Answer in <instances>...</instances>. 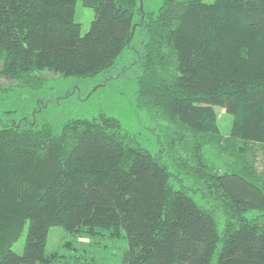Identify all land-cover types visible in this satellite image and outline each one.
I'll use <instances>...</instances> for the list:
<instances>
[{"label":"trees","instance_id":"trees-1","mask_svg":"<svg viewBox=\"0 0 264 264\" xmlns=\"http://www.w3.org/2000/svg\"><path fill=\"white\" fill-rule=\"evenodd\" d=\"M79 1L0 0L2 75L36 91L51 73L95 79L141 26L137 104L159 148L105 112L0 127V264H58L53 227L125 237L120 264H264V177L249 160L264 145V0H82L86 34ZM216 107L233 117L226 140ZM223 140L236 152L221 170L207 152Z\"/></svg>","mask_w":264,"mask_h":264},{"label":"rangeland","instance_id":"rangeland-1","mask_svg":"<svg viewBox=\"0 0 264 264\" xmlns=\"http://www.w3.org/2000/svg\"><path fill=\"white\" fill-rule=\"evenodd\" d=\"M162 0H143L145 10H157ZM210 1V0H206ZM95 17L93 8L85 6L80 0L77 4L76 20L81 24L82 34H86ZM147 40L141 26H137L131 47L125 48L118 59L117 66L92 80H79L73 77L56 78L47 74L49 79L42 90L15 86L16 80L5 77L0 68V127L15 122L41 125L49 122L54 128L60 127L69 119L90 118L99 112H105L121 120L126 128L149 139L150 146L159 148L158 136L153 121L145 109L137 104V78L140 74V54ZM1 66V65H0ZM13 87L11 91L7 88ZM3 88V89H2ZM5 90V91H4ZM218 122L224 140L231 131L233 117L220 107H216ZM226 149L209 147L207 155L219 169L233 160V146ZM235 157V155H234ZM249 160L258 175L264 177V145H251ZM187 185L191 180L184 177ZM201 202V199L197 198ZM26 232L13 250L22 253ZM71 241L74 248L65 245ZM128 241L125 237L108 235H84L75 237L61 227H53L47 241V251H58L62 258L58 264H120Z\"/></svg>","mask_w":264,"mask_h":264}]
</instances>
